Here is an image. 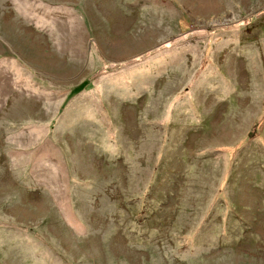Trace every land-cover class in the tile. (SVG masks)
Returning <instances> with one entry per match:
<instances>
[{
  "label": "rangeland",
  "instance_id": "374dc122",
  "mask_svg": "<svg viewBox=\"0 0 264 264\" xmlns=\"http://www.w3.org/2000/svg\"><path fill=\"white\" fill-rule=\"evenodd\" d=\"M0 264H264V0H0Z\"/></svg>",
  "mask_w": 264,
  "mask_h": 264
},
{
  "label": "trees",
  "instance_id": "16d2710c",
  "mask_svg": "<svg viewBox=\"0 0 264 264\" xmlns=\"http://www.w3.org/2000/svg\"><path fill=\"white\" fill-rule=\"evenodd\" d=\"M250 18H251V17H250ZM250 18L247 20V22L250 21V20H252V18H251V19H250Z\"/></svg>",
  "mask_w": 264,
  "mask_h": 264
}]
</instances>
